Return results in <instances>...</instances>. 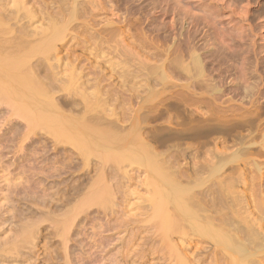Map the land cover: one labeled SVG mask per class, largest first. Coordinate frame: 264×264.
<instances>
[{"label": "bare ground", "instance_id": "obj_1", "mask_svg": "<svg viewBox=\"0 0 264 264\" xmlns=\"http://www.w3.org/2000/svg\"><path fill=\"white\" fill-rule=\"evenodd\" d=\"M8 1L0 0V18H13L15 27L12 29L11 26L5 25L0 20V119L3 120H0V124L2 121L1 127H4L0 133V157L11 152L17 166L19 165L16 161H19V157L21 161L24 160L25 162L20 164L19 170L21 173L27 172L28 183L26 180V187L22 185L23 183L20 184L22 185L20 187L17 186V183L13 187L17 188L15 192L21 188L22 197H20V193H14L13 197L9 195L14 202L12 209H17L10 215V218L16 217L18 211L24 221L22 220L16 226V235L10 232L11 229L5 234L2 226L0 231L3 229L4 234L0 236V264H10L14 255L20 258L26 257V253L23 252L24 249L28 250L27 254L31 253L33 247L37 245L34 240L48 236L58 241L57 245L50 249L51 253L48 260L59 257L64 264H67L71 257L70 246H75L78 242L75 234V222L78 214H85L91 206H96L97 213L103 216L110 212L113 213L111 206L115 199V191L113 192V183L106 180L105 172L114 175L120 169V181L122 179V181L126 180L127 182L131 176L130 172L122 168L126 164L142 167L144 178L140 182L145 189L144 199L145 208L149 215L148 222L150 227L161 237H167L172 230L178 228L179 225L182 226L181 223L183 222L190 223L198 232L219 242L229 252L233 264H263L264 229L253 224H247L244 219L237 218L233 214L230 203L234 201L228 202L223 191L219 190L218 181L210 190L214 195L210 199L211 208H214L215 211L218 210L217 216L212 218L202 213L200 194L193 190L189 181L183 183V174H179L178 168L173 163L171 164L166 153L159 152L155 148L161 144L157 139L152 142L157 131L150 129L151 127L147 126L146 123H148V119L161 114V110L157 107L158 104L143 106L141 108L142 114H140L142 116H138L139 112L132 115L127 112L125 115L127 117L125 119L120 118V122H118L117 118H109L102 113L106 99L109 101L110 94L116 93V91L114 92L115 89L112 88H103L101 85L103 75L98 73L96 63H91V77L85 84H72L74 75L65 73L60 68L61 58L58 54L66 46L62 41L68 32L74 34L72 37L74 40H78L83 33L90 34L89 39L95 40L97 41L95 44H99L102 42V35L111 34L117 30L116 26L113 27L112 22H106L103 26L96 28L94 23L79 20L85 17L92 18L94 9L103 4L102 0H55L53 4L57 9L51 14L55 16L59 14V16L49 17L47 14L44 23L40 26H32L30 22L28 23L32 19L27 16L30 9L25 7L26 0H12V4L9 6ZM35 1L44 4L46 0ZM160 1V3L163 2V0ZM173 1L175 5L171 7L172 9H174L173 7L178 8L177 10L180 9L178 12L182 15L184 13H180L181 10L188 12L187 7L189 6L185 5L184 7V4L179 2L180 0ZM143 7L146 6L141 8ZM24 16L29 17V20L26 21ZM143 28L141 27L139 33L133 34L126 29L124 30L126 36L121 39L124 41L120 50L122 54L132 56L134 50L138 51L136 46L142 47L141 50L150 49V46L154 51L158 50L157 47L152 46L153 38L151 41L150 39H147L148 42L144 41L149 36ZM122 30L120 29V33ZM144 33L146 35H143ZM210 33L212 34V32ZM221 36L224 35L221 34ZM210 38L212 43L209 42L208 44L217 45L219 42L218 45H220L217 37L212 38L210 36ZM191 39L188 40L191 41ZM208 44L207 46H209ZM194 45H189L184 51L186 53L179 54L180 56L175 57V59L169 58L171 47L166 45V58L163 61L161 59L160 64H156L155 68L149 65L146 67H149V70L153 71L152 73L159 72L157 79L163 89H165L169 76H172L173 73L183 78V82L174 87L170 99L173 98L175 103H184L187 112L189 110L190 120L198 110L203 109V105L209 107L207 109L210 110V113H200L199 111L198 113L203 116L210 115V120L215 122L209 121L211 126H203L198 134L206 135L215 130L224 132L227 129L222 128L221 123L223 122L225 125L224 122H227L229 126H226L231 128V124L226 120L229 117L227 116L228 111H234V109L230 107L228 110V107L227 111V107L225 110L222 107L224 90L221 83V87L219 85L221 73L216 77L212 76V71L211 74L208 73V67L205 64L206 57L203 58L200 55L201 52L197 51L198 45L196 48ZM205 48L207 50L208 47L205 46ZM210 50L212 49L210 48ZM151 51L153 53V50ZM155 55L159 56L157 53ZM138 64L142 65L143 63L138 62ZM245 68L234 70L233 78L229 79L232 80V84H230L242 94V96L240 95L242 99H250L256 91L255 87L259 79L254 78L248 81L250 75L247 74L250 72L247 73L248 68ZM224 74H222L223 79L226 75ZM226 77L228 76L226 75ZM154 81L157 82L156 79ZM242 81L246 82L243 83ZM124 93H127L128 96ZM135 93L134 88L120 84V102H129L135 97ZM162 99L165 100V98ZM191 105H195V109ZM195 110H197L196 113ZM235 110L238 109L235 108ZM236 111L234 112L236 113ZM234 112L231 113L234 115ZM203 116V120L209 119V117ZM202 119L200 118L201 123ZM233 119L235 118L233 117ZM189 128L191 129V127ZM188 129H186V133ZM26 141L27 144L23 145V142ZM16 144L17 147H14ZM217 155L221 157L222 161L226 156L225 153L223 157L221 154ZM91 158L99 164L98 172L93 176L89 175L91 165L88 163H90ZM218 159L217 162L215 161L216 163L213 162L211 165L208 163V178L221 173L225 163L231 161L228 158L226 162L224 161L225 163H219L221 160ZM107 162L112 163V165H108ZM76 165H80V168ZM75 166L76 169L83 170L77 177L74 176ZM255 170L261 178L260 168L256 166ZM75 173L77 174V172ZM9 187L11 189L12 185H7V191H9ZM77 192H80V195L76 197ZM4 198L8 201V194H5ZM37 204H41L43 210L38 208L33 210V206ZM31 213L38 216L43 214L44 222L50 220L51 225L45 226L47 227L45 228L36 220L31 221L27 217ZM3 216L5 222L11 221L6 212ZM127 222L122 220L120 223L125 224ZM94 258L88 257L89 261L94 260Z\"/></svg>", "mask_w": 264, "mask_h": 264}, {"label": "rangeland", "instance_id": "obj_2", "mask_svg": "<svg viewBox=\"0 0 264 264\" xmlns=\"http://www.w3.org/2000/svg\"><path fill=\"white\" fill-rule=\"evenodd\" d=\"M54 1L46 0L42 4L35 0H26L25 7L30 9L27 16L32 19L28 23L30 22L32 26H40L44 23L47 14L49 17H58L59 14L56 16L51 14L57 9L53 4ZM159 1L102 0L103 4L94 9L92 18L85 17L79 20L94 23L96 28L103 26L106 22H112L113 27L116 26L117 30L111 34L105 33V35H102V42H99V44H95L97 41L89 39L90 34L83 33L80 38L77 37L78 40H74L72 38L74 34L68 32V35L62 41L66 46L58 54L59 58L62 59H60V68L63 72L74 75L72 84H85L91 77V63H96L98 73L103 75L101 81L103 88H112L115 89L114 92L116 91V93L110 94L109 101L106 99L102 113L109 118H117L118 122H120V118L125 119L127 117L125 116L127 112L131 115L139 112L138 116H142L140 114H142L141 108L143 106L153 103L158 104L157 107L161 110V114L148 119V123H146L147 126L151 127L150 129H156L157 131L152 142L157 139L161 143L155 148L159 152L166 153V157L171 164L173 163L178 168L179 174H183V183L189 181L193 190L200 194L202 213L212 218L217 216L216 212L218 210L215 211L214 208H211L210 199L214 195L210 190L213 189L214 183L218 181L220 184L219 190L223 191L224 197L228 202L234 201L230 203L233 214L237 218L244 219L247 224H253L264 229V0H180L179 2H182L184 7L185 5L189 6L187 7L188 12L180 11V13H184L183 15L179 14L180 9L171 8L175 5L173 0H163L162 3ZM10 4H12V0L8 1V6ZM141 5L146 7L141 8ZM140 8L145 9L141 10ZM155 8L156 10H154ZM182 9L184 10V8ZM163 12L164 14H162ZM27 16H24L26 21L29 20ZM0 20L5 25L11 26L12 29L15 27L13 18H0ZM141 27H144V32L149 36L143 38L144 41L148 42L147 39L151 41L153 38L152 46L157 47L158 50L154 51L151 46L150 49L141 50L142 47L136 46L138 51L134 50L132 56L122 54L120 50L124 41L121 39L126 36L124 30L126 29L132 34L139 33ZM120 29L122 30L121 33ZM221 34L224 36H221ZM210 36L212 38L217 37L216 39L220 41V45H218L219 42L217 45H212ZM188 39H191V41ZM154 42L157 43H155V46ZM190 42H193V45L195 44V48L198 45L197 51L201 52L200 55L203 58L206 57L205 64L208 67V73L211 74L212 71V76L215 77L221 73L219 75L221 78V80L219 79V85L221 83L224 90L222 98L224 100L222 103L224 110L226 107V110L228 107V110H230V107L234 111H236L235 108L238 109L236 113L233 110H227L229 113L226 111L227 116L230 117H227L226 121L231 124V128L226 126H229L227 122H224L225 125L222 122L221 127L227 129L224 132L215 130L206 135L198 134L203 126H211L209 125L210 122H215L210 120V115H204L209 117L208 121L202 119L203 115L200 113H210L209 107L203 105V109L198 110L200 113L195 110L197 115L194 114V117L192 116L190 120L189 110L187 112L184 103H175L173 98L170 99L174 87L181 84L183 78L173 73L172 76H169L165 89H163L157 79L159 72L152 73L153 71L146 67L149 65L155 68L156 64H160L161 59L163 61L166 58V45L171 47L169 58L175 59V57L186 53L184 52L185 49L192 45ZM209 42L211 43L208 44ZM187 45L188 47H186ZM158 46L161 48L159 49ZM205 46L208 47L207 50ZM151 50H153L154 55L157 53L159 56L155 55L154 57ZM138 62L143 64L140 65ZM244 65L248 68L247 73L250 72L247 74L250 75L248 81L254 78L259 79L253 97L250 99L244 98L245 100L241 98L242 94L238 89L231 85L232 80L230 81L235 71L238 68L240 70L245 68L242 67ZM231 71L232 73H230ZM223 73L228 77L224 74L226 78L223 79ZM155 79L157 82L154 81ZM120 84L136 90L135 97L129 102H120ZM124 95L128 96L127 93H124ZM162 98H165V100ZM191 107L195 109V105H191ZM188 127H191L192 130ZM1 128L0 133L4 127ZM186 129H188L187 133ZM23 143V145H26L27 141ZM17 144L14 147H17ZM24 147L26 148V146ZM216 150L220 152L218 153ZM39 151L41 150L39 149ZM215 152L221 154L222 157L225 153L224 160L222 161L221 157ZM232 152L236 154L234 155ZM233 156L235 157L233 158ZM219 157L220 159H218ZM228 158L231 161L225 163ZM18 159L19 161L16 162L19 166L25 162L24 160L21 161L20 157ZM92 159L88 163L91 165L90 167L88 165L90 168L89 175L91 176L98 172L99 168V164L95 159ZM217 159L221 160L219 163H225V167L221 173L208 178V166ZM107 164L110 163L107 162ZM19 166L16 165L11 152L0 157V230L3 226L5 234L11 229L10 232L16 235V226L23 220L18 211L16 217L10 218V215L17 210L12 209V203L14 202L11 197L14 193H20V197H22L21 188L18 192H15L17 188L13 187L16 183L18 187L22 185L26 187L25 182L28 178L27 172L21 173ZM76 166L74 167L76 171L73 170L75 175H73L77 177L83 170L76 169ZM256 166L260 168L261 178L256 174ZM122 168L130 172L132 180L126 182V180L122 181L121 179L120 181V169L114 175L105 172V178H108L106 180L113 183L111 185L114 186L113 192L115 191V199L111 206L113 213L110 212L103 216L97 213L96 206H91L85 214H78L75 222V234L78 242L75 246H70L72 250L71 257L67 264H233L229 252L219 242L198 232L190 223H181L182 226L179 225L178 228L172 230L167 237H161L159 233L155 232L150 227L148 211L145 208V189L140 182L144 178L142 167L126 164ZM76 177L74 178L76 179ZM110 181L108 182L110 183ZM8 184L12 185L11 189V186L9 187V191H7ZM5 194H8V201L4 198ZM9 195L12 196L9 197ZM79 195L80 192H77L76 197ZM36 208L43 210L41 204L33 206V210ZM4 212L11 221L7 220L5 222ZM43 216V214L38 216L33 213L27 215L28 219H31V221L36 220L41 226L51 225L50 220L44 222ZM122 220L128 222L125 224L120 223ZM213 222L215 224V221ZM3 234L2 229L0 236ZM34 241L37 245L33 247L31 253L27 254L28 250L24 249L23 252L26 253V257L20 258L14 255L10 264H64L59 257L48 260L51 253L50 249L57 245L58 241L56 239H51L48 236ZM89 256L95 257L94 260L89 261Z\"/></svg>", "mask_w": 264, "mask_h": 264}]
</instances>
